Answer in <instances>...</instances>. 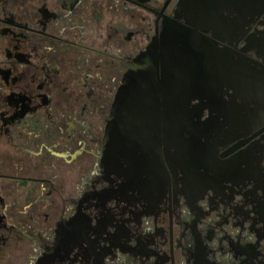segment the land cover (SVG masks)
<instances>
[{
	"label": "flooded vegetation",
	"instance_id": "af4514ba",
	"mask_svg": "<svg viewBox=\"0 0 264 264\" xmlns=\"http://www.w3.org/2000/svg\"><path fill=\"white\" fill-rule=\"evenodd\" d=\"M180 27L192 88L153 89L193 97L180 144L160 100L114 148L123 79ZM0 264H264V0H0Z\"/></svg>",
	"mask_w": 264,
	"mask_h": 264
},
{
	"label": "water",
	"instance_id": "95a60500",
	"mask_svg": "<svg viewBox=\"0 0 264 264\" xmlns=\"http://www.w3.org/2000/svg\"><path fill=\"white\" fill-rule=\"evenodd\" d=\"M200 0H190L197 7ZM173 30L178 36L169 35L162 45H153L136 60L135 65L125 76L117 94L111 115L108 118V142L117 148L133 141V137L142 129L151 128L152 114L157 112V102L166 105L171 112V143L172 147L180 144L186 127L180 122L190 103V93L181 94L164 91H153L154 88H180L184 80L185 87L192 88L189 83L191 76L187 71L182 74L180 67L195 64L200 55L202 45L198 44L200 37L189 30ZM188 57H193L189 60ZM188 58V59H187ZM161 72V73H160ZM157 106V107H156ZM183 115V116H182Z\"/></svg>",
	"mask_w": 264,
	"mask_h": 264
}]
</instances>
